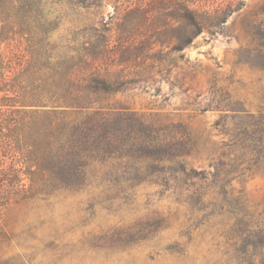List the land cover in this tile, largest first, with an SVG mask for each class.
Wrapping results in <instances>:
<instances>
[{"label": "rangeland", "instance_id": "1", "mask_svg": "<svg viewBox=\"0 0 264 264\" xmlns=\"http://www.w3.org/2000/svg\"><path fill=\"white\" fill-rule=\"evenodd\" d=\"M218 1L224 0L198 2L197 7L213 11ZM232 1L224 6L231 13L226 22L199 35L177 54V65L167 67L173 83L110 100L146 114L160 109L173 121L189 124L198 146L184 160L186 172L169 164L162 172H150L140 162L136 174L126 159L94 163L76 190L4 206L0 228L9 238L0 244V261L262 264L264 0ZM135 4L104 0L96 7L93 0H36L18 16L31 27L52 30L51 41L60 46L95 18L119 28L125 10ZM15 38L18 50L28 48L23 37ZM233 109L243 112L237 115ZM193 170L201 174L188 177ZM51 242L54 250L47 248Z\"/></svg>", "mask_w": 264, "mask_h": 264}, {"label": "trees", "instance_id": "2", "mask_svg": "<svg viewBox=\"0 0 264 264\" xmlns=\"http://www.w3.org/2000/svg\"><path fill=\"white\" fill-rule=\"evenodd\" d=\"M103 1L93 0L96 7ZM142 1L125 10L119 28L94 21L95 15L59 46L51 41L52 30L19 22L18 11L36 0H0V208L76 190L94 163L126 159L136 174L140 162L150 172H162L166 164L186 172L184 160L198 146L189 124L160 109L146 114L110 100L173 83L167 67H175L177 54L199 35L225 23L231 13L224 6L233 1H218L213 11L197 7L207 0ZM16 36L27 49L18 50ZM8 238L0 228V244ZM55 247L51 242L47 248Z\"/></svg>", "mask_w": 264, "mask_h": 264}]
</instances>
